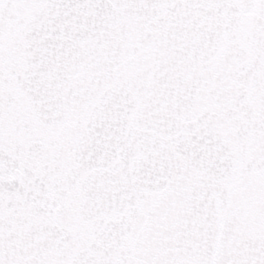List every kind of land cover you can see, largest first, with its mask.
Returning a JSON list of instances; mask_svg holds the SVG:
<instances>
[{"label":"snow or ice","instance_id":"1","mask_svg":"<svg viewBox=\"0 0 264 264\" xmlns=\"http://www.w3.org/2000/svg\"><path fill=\"white\" fill-rule=\"evenodd\" d=\"M0 264H264V0H0Z\"/></svg>","mask_w":264,"mask_h":264}]
</instances>
